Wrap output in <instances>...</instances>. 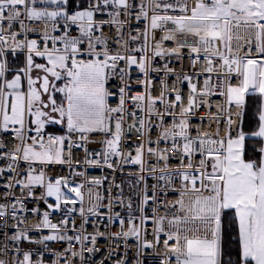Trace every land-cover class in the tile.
Listing matches in <instances>:
<instances>
[{"label": "snow or ice", "instance_id": "snow-or-ice-1", "mask_svg": "<svg viewBox=\"0 0 264 264\" xmlns=\"http://www.w3.org/2000/svg\"><path fill=\"white\" fill-rule=\"evenodd\" d=\"M0 264H264V0H0Z\"/></svg>", "mask_w": 264, "mask_h": 264}, {"label": "built area", "instance_id": "built-area-1", "mask_svg": "<svg viewBox=\"0 0 264 264\" xmlns=\"http://www.w3.org/2000/svg\"><path fill=\"white\" fill-rule=\"evenodd\" d=\"M184 66H185V70H187V67H188V62L187 60L184 61ZM80 170H83L82 168ZM63 174V173H61ZM106 173L104 172H101L99 169H89L88 170V173H87V176L88 178H93V177H101L102 175H105ZM109 179H111V177H109ZM122 179H124V177H121L119 174H117V182H120ZM107 183L104 184V186L102 188L99 189V191L101 192L102 195H105L107 196ZM124 190H125V194L127 195L129 193V189H128V186L125 185L124 187ZM118 190L116 189H113V195L116 194ZM106 203V201H105ZM117 210H119V208H117ZM54 221H55V217L53 218ZM126 227V225H125ZM103 230V229H101ZM118 229L117 228H112V231H117ZM89 231H91V227L89 226ZM101 243L103 244V241H101ZM53 247H58V245H52ZM121 252H122V249H121ZM9 259H11V257H9Z\"/></svg>", "mask_w": 264, "mask_h": 264}]
</instances>
